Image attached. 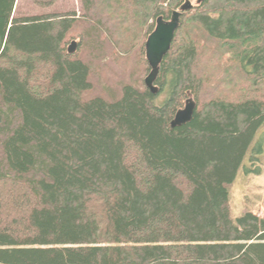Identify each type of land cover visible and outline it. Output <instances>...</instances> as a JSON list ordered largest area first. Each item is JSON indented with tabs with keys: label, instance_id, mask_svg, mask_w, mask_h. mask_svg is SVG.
<instances>
[{
	"label": "trees",
	"instance_id": "trees-1",
	"mask_svg": "<svg viewBox=\"0 0 264 264\" xmlns=\"http://www.w3.org/2000/svg\"><path fill=\"white\" fill-rule=\"evenodd\" d=\"M185 1L0 0V264H264V216L228 191L264 119V0H190L152 94L145 40Z\"/></svg>",
	"mask_w": 264,
	"mask_h": 264
},
{
	"label": "rangeland",
	"instance_id": "rangeland-1",
	"mask_svg": "<svg viewBox=\"0 0 264 264\" xmlns=\"http://www.w3.org/2000/svg\"><path fill=\"white\" fill-rule=\"evenodd\" d=\"M195 1L196 0L193 2ZM54 15L81 19L86 16V10L82 0H54V2L49 5H39L34 2V0H16L13 9V17L21 20L31 18L40 20ZM80 39L81 35H79V33L70 36L65 44L66 51L71 42H75L73 53H76L80 45ZM148 72L149 66L143 78L146 77ZM92 77L98 80L96 75L92 74ZM183 105L181 107H183ZM258 143H261L262 150L259 154H256L258 160L253 163L250 161L249 157ZM256 167L259 170L258 172L254 171ZM228 191L230 210L233 218H237L245 212L264 216V119L255 129L252 141L238 168L236 177L228 185Z\"/></svg>",
	"mask_w": 264,
	"mask_h": 264
},
{
	"label": "water",
	"instance_id": "water-1",
	"mask_svg": "<svg viewBox=\"0 0 264 264\" xmlns=\"http://www.w3.org/2000/svg\"><path fill=\"white\" fill-rule=\"evenodd\" d=\"M191 7V1L187 0L183 5H181L179 10H173L171 12L169 19H163L162 16H158L155 21L154 29L145 40L144 54L149 66V72L144 78V84L152 94H156L158 92V86L155 84V81L159 75L160 63L170 49L175 32L180 25L182 12L190 9ZM74 46L75 42H71L67 49L68 53L74 52ZM195 108V101L192 98H187L184 101L183 107L177 109L170 121L171 127L189 122Z\"/></svg>",
	"mask_w": 264,
	"mask_h": 264
}]
</instances>
